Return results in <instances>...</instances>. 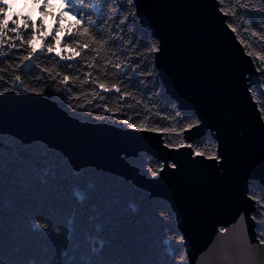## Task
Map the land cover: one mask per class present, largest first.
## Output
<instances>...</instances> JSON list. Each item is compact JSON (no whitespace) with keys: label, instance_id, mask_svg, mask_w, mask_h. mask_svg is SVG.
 I'll return each mask as SVG.
<instances>
[{"label":"snow or ice","instance_id":"6c2138e0","mask_svg":"<svg viewBox=\"0 0 264 264\" xmlns=\"http://www.w3.org/2000/svg\"><path fill=\"white\" fill-rule=\"evenodd\" d=\"M226 3L214 0V7L226 18L225 28L252 66L251 72L243 74L245 90L251 103L257 105L259 121L264 125V102L254 96L252 79L253 75L264 77V52L251 50L252 45L241 35L250 32L251 37L264 41V0H231L227 7ZM234 18L241 23L236 25ZM137 24H142L137 0H21L19 5L17 0H0V98L7 94L58 97L61 111L71 119L155 134L170 153L186 148L193 160L202 158L222 168L225 157L217 139L204 137L194 142L191 138L203 126L199 115L189 118L174 98H167L161 91L156 59L163 51L162 43L155 35L150 42L138 37ZM41 57L47 63L37 62ZM33 64V71L26 72ZM166 106H171V111H165ZM161 121L179 128L163 126ZM173 136L178 139L171 141ZM33 163L39 166L38 161ZM153 163L155 167L144 173L153 182L169 169V174L175 175L181 167L175 160L153 158ZM85 176L79 171L67 176L53 171L39 178L43 184L57 188L65 183L74 186V200L80 206L67 216L58 215L61 206L55 199L37 195L31 187L25 193L28 200L23 210L14 208L11 201L6 203L5 214L14 224L6 242L9 247L31 252L32 238L48 237L57 250L39 261L11 259L0 251V264H159L149 251V241L164 229L169 236L176 234L171 212L151 198L141 199L131 206L138 217L133 230L122 214L129 195L124 182L92 185ZM252 179L264 184V176ZM241 198L250 210L238 211L230 226L215 229L213 246L219 245L229 254L221 264H234V258L248 250L264 249V190L246 188ZM249 222L257 230L254 241L249 235ZM105 229L107 233L102 234ZM176 243L184 249V255L174 252L176 258L171 264H184L189 257L182 232ZM106 248L113 250L106 253ZM196 264H200L199 259Z\"/></svg>","mask_w":264,"mask_h":264},{"label":"water","instance_id":"95a60500","mask_svg":"<svg viewBox=\"0 0 264 264\" xmlns=\"http://www.w3.org/2000/svg\"><path fill=\"white\" fill-rule=\"evenodd\" d=\"M141 26L158 37L159 80L169 98L203 122L193 141L207 134L219 141L223 167L196 158L184 148L169 152L161 137L109 125L69 118L44 97L7 94L0 98V136L23 144L41 142L60 152L76 169L93 168L131 182L170 206L179 233L187 239L189 264H221L229 254L213 241L219 225L230 226L240 210H250L241 193L264 176V125L257 105L246 92L243 74L252 71L235 37L224 26L225 17L214 0H137ZM259 89V77L253 75ZM140 153L175 160V175L167 170L153 182L128 160ZM256 229L249 222V235ZM264 264V249H251L234 264Z\"/></svg>","mask_w":264,"mask_h":264},{"label":"trees","instance_id":"16d2710c","mask_svg":"<svg viewBox=\"0 0 264 264\" xmlns=\"http://www.w3.org/2000/svg\"><path fill=\"white\" fill-rule=\"evenodd\" d=\"M73 2H75V0H73ZM114 2L118 3V0H114ZM230 3L231 0H227L225 6H229ZM256 20L258 23V17ZM234 23L239 25L241 20L239 18H234ZM136 32L138 37L150 42L151 33L143 28L141 24L136 25ZM241 35L252 45L251 50L254 52H264V41L251 37L250 32L247 34L242 32ZM37 62L42 64L47 63L43 57H41ZM48 66H52V64L48 63ZM33 69L34 64L29 65L25 71L31 73ZM33 86L38 85L33 82ZM159 87L161 91L165 92L160 80ZM254 96L258 101L264 102V77H259V89H256ZM166 97L169 98L167 94ZM44 98L55 102L58 106L61 103L58 97L46 96ZM109 103H112L111 97L109 98ZM165 111H171V106H166ZM185 115H188L189 118H194V113L192 112H185ZM81 122L98 124L91 120ZM161 123L163 126L179 128V125L170 123L168 121H161ZM117 128L123 129L118 126ZM204 137L210 136L207 134ZM204 137L195 140L194 142L202 141ZM169 139L171 141H175L178 139V137L173 136ZM198 146L207 147L208 145L205 143H198ZM28 148H30L31 151L25 152L24 150ZM18 152L19 154H17ZM41 156H46V158L41 159ZM33 160L39 162L38 167L33 163ZM128 162L132 166L136 167L140 173L147 178H150V176H146L144 174L145 171L151 167H155L153 158L144 153H140L135 159H130ZM8 164H13L14 167L9 168ZM61 164H66L67 167L61 168ZM53 171L62 172L65 176H67L69 173L75 174L77 171L86 173L84 179L87 183L92 185H99L101 182H103L104 186H109L114 181H123L124 190L128 191L129 195L123 203L122 214L127 218L128 224L133 230L138 223V217L132 211L131 206L138 204L141 199L151 198V201L154 204L164 207L169 212H171L173 221L172 226L176 230V234L169 236L167 235V229H164L159 234L154 235L149 241V251L154 253L159 264H171V261L176 258L173 256L174 252L177 254V256L184 255V249L180 248L176 243L178 240L179 231L177 229L175 215L173 214L168 203L163 199L151 197V195L147 192L137 188L131 182H127L120 177L101 172L93 168L76 170L70 165L68 160L60 152L49 148L41 142L23 144L11 136L3 135L0 136V251H4L5 255L9 258L35 259L39 261L57 249L55 242L48 237L32 238L30 241L32 246L31 252L25 251L22 248L14 249L9 247L6 242L9 233L14 228V224L10 216L5 214L7 211L6 203L8 201H11V204L14 208L23 210L26 207V202L28 200V197L25 193L31 187L37 195L50 196L55 199L61 206L60 211L58 212V215L60 216H67L72 212L73 208L80 206L79 202L74 200L75 188L72 184L65 183L57 188L56 185H46L40 181L39 178L44 177L45 175H50V173ZM249 189L252 191L264 190V188L258 183H252L249 186ZM101 211H103V209H101ZM106 233L107 229H105L104 233L102 234ZM169 241H171V243H169ZM112 250V248L105 249L106 253H110ZM184 264H189L188 260H185Z\"/></svg>","mask_w":264,"mask_h":264},{"label":"rangeland","instance_id":"374dc122","mask_svg":"<svg viewBox=\"0 0 264 264\" xmlns=\"http://www.w3.org/2000/svg\"><path fill=\"white\" fill-rule=\"evenodd\" d=\"M20 2H21V0H17V5H19V4H20Z\"/></svg>","mask_w":264,"mask_h":264}]
</instances>
